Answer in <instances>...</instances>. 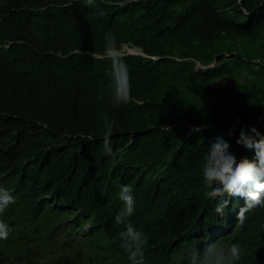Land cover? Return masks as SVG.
Listing matches in <instances>:
<instances>
[{
  "label": "trees",
  "instance_id": "obj_1",
  "mask_svg": "<svg viewBox=\"0 0 264 264\" xmlns=\"http://www.w3.org/2000/svg\"><path fill=\"white\" fill-rule=\"evenodd\" d=\"M106 33L147 55H125L132 100L120 107L97 98L110 61L82 52L103 53ZM244 126L264 134V0H0V186L16 197L0 215L12 228L0 264H130L113 216L93 236L68 230L59 204L77 200L87 174L133 186L145 264H188L217 236L211 245L241 246L236 264H264V208L228 233L242 203L217 214L202 182L218 136L252 158L236 143ZM116 148L125 161H109ZM88 202L78 196L91 213Z\"/></svg>",
  "mask_w": 264,
  "mask_h": 264
},
{
  "label": "clouds",
  "instance_id": "obj_2",
  "mask_svg": "<svg viewBox=\"0 0 264 264\" xmlns=\"http://www.w3.org/2000/svg\"><path fill=\"white\" fill-rule=\"evenodd\" d=\"M83 3L87 6H96V0H83ZM97 14L103 15V12ZM105 41L103 53L88 49L82 52L110 61L109 80L106 86L99 91L97 98L102 99L103 95L107 94L112 105L120 107L132 100V76L125 55H147L140 47L127 43L119 48L115 36L111 33L105 34ZM152 58L156 59L155 56ZM197 67L205 68L200 63ZM105 118L107 120L106 113ZM114 124V119L109 121L104 134L103 150L106 154L112 152L108 137L111 135ZM235 124H239V119ZM228 134L232 135L231 129ZM236 143L251 151L252 158L243 156L237 159L236 154L231 151V145L223 136H218L208 146L201 175L204 188L207 189L205 195L217 201L215 207L217 214H224L231 199H239L240 202L243 200L244 205L237 213L239 223L243 224L247 219L246 213L256 208H264V134H261L255 126H244L240 128ZM123 151L124 148H116L109 157V161H114V163L125 161ZM114 181L111 177L99 178L87 174L79 187L77 200L79 195L84 196L85 194L90 202L88 203L92 209L91 213L86 210L81 211L77 200L60 203L59 207L63 209L70 222L68 230H73L75 235L80 236L84 234L93 236L101 231L110 230L108 219L110 215L113 216L116 225L119 226V247L127 255L130 264H145L148 237L143 231L134 227L131 221L136 208L134 188L131 184L114 185ZM15 203L16 197L12 191L0 186V215H3L8 207ZM78 215L83 216L84 220L79 226H74V218ZM96 215L99 216V220L96 219ZM207 231H201L199 234L204 236ZM11 233L12 228L0 220V240H8ZM205 243L207 241L202 243L203 248H205ZM240 259L241 246L238 243H217L209 245L202 254L194 253L190 264H236Z\"/></svg>",
  "mask_w": 264,
  "mask_h": 264
},
{
  "label": "bare ground",
  "instance_id": "obj_3",
  "mask_svg": "<svg viewBox=\"0 0 264 264\" xmlns=\"http://www.w3.org/2000/svg\"><path fill=\"white\" fill-rule=\"evenodd\" d=\"M196 9V8H195ZM189 15V14H188ZM258 126V125H257ZM263 128V127H262ZM216 201V200H215ZM239 201V199H231L230 200V202H229V204H231V206L233 205V204H237V202ZM211 202V201H210ZM216 203H217V201H216ZM241 203H242V205L240 206V208L236 211V212H230L231 214L230 215H228L229 217H230V221H232L231 223H232V226L230 225V224H228V226L229 227H227L226 228V230H227V232L228 233H231V232H233L234 230H235V227L239 224V221H238V219H237V213L240 211V209H241V207L244 205V203H243V200H241ZM212 204V203H211ZM210 204V205H211ZM228 204V205H229ZM215 206V205H214ZM232 208V207H231ZM226 209V208H225ZM212 210V209H211ZM235 211V210H234ZM229 212V211H228ZM227 214V213H226ZM226 216V215H225ZM228 217V218H229ZM217 219V218H216ZM228 221V220H227ZM216 225V221H215V224L213 225V227ZM220 230V229H219ZM50 232H52V231H50ZM55 232V231H54ZM50 234V233H49ZM48 235V234H47ZM48 236H51V234L50 235H48ZM219 238H221V237H219V236H217L214 240H212V242H210V245H211V243H213L215 240H217V239H219ZM102 239H104V238H102ZM107 241V240H106ZM105 241V242H106ZM197 241H200V240H197ZM184 242H186L185 240H184ZM204 249V248H203ZM96 253V252H95ZM191 258H192V256H191ZM191 258L189 259V262H188V260H187V262H188V264L190 263V260H191ZM249 260V259H248ZM164 261V260H163ZM186 262V263H187ZM165 263V262H164Z\"/></svg>",
  "mask_w": 264,
  "mask_h": 264
},
{
  "label": "rangeland",
  "instance_id": "obj_4",
  "mask_svg": "<svg viewBox=\"0 0 264 264\" xmlns=\"http://www.w3.org/2000/svg\"><path fill=\"white\" fill-rule=\"evenodd\" d=\"M127 50V49H126ZM224 80H218L217 82H215L216 86H219Z\"/></svg>",
  "mask_w": 264,
  "mask_h": 264
},
{
  "label": "water",
  "instance_id": "obj_5",
  "mask_svg": "<svg viewBox=\"0 0 264 264\" xmlns=\"http://www.w3.org/2000/svg\"><path fill=\"white\" fill-rule=\"evenodd\" d=\"M240 2L242 3V0H240Z\"/></svg>",
  "mask_w": 264,
  "mask_h": 264
}]
</instances>
